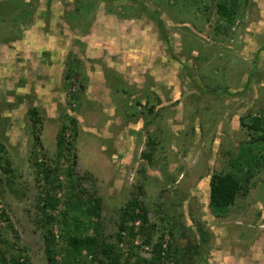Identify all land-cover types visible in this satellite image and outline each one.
Segmentation results:
<instances>
[{"label": "rangeland", "instance_id": "rangeland-1", "mask_svg": "<svg viewBox=\"0 0 264 264\" xmlns=\"http://www.w3.org/2000/svg\"><path fill=\"white\" fill-rule=\"evenodd\" d=\"M217 1L0 0V247L7 239L25 250L22 261L48 264L39 208L58 199L50 213L60 216L74 181L83 202L100 201L108 243L137 198L154 241L173 232L182 264H264V143L249 129L264 113V0H243L223 30ZM74 61L81 68L68 87ZM69 117L79 135L68 161L57 136ZM35 153L56 169L49 181ZM238 169L249 180L214 212L212 177ZM81 260L99 262L85 251Z\"/></svg>", "mask_w": 264, "mask_h": 264}, {"label": "trees", "instance_id": "trees-1", "mask_svg": "<svg viewBox=\"0 0 264 264\" xmlns=\"http://www.w3.org/2000/svg\"><path fill=\"white\" fill-rule=\"evenodd\" d=\"M111 0H105L109 3ZM190 2V0H186ZM201 1V0H199ZM243 0H219L216 2V19L218 29H225L232 25L237 19L240 7ZM84 0H80L79 4H83ZM189 5V4H188ZM191 6L189 5V9ZM146 9V8H143ZM201 9V7H200ZM204 12L209 11V6L204 7ZM147 13V12H146ZM149 17L155 22L160 21L159 17ZM159 27L160 26L159 24ZM80 65L78 62H69L67 65L66 81L67 86L70 87V80L73 76L80 72ZM80 91L72 95L73 101H78ZM37 115L36 112H33ZM60 128L57 136V147L61 158L70 160L72 157V140L79 135L78 122L76 118H66ZM35 127L39 124V120L33 119ZM250 131L256 136L253 141L256 143H264V113L252 118ZM35 146L41 145L39 137L34 135ZM37 153L34 157V165L37 168L38 177L42 176L45 180H50L51 176L56 173L44 162H39ZM58 171V169H57ZM251 173V172H250ZM66 176L73 181V171L68 168ZM252 176V175H251ZM247 180V173L243 169H238L235 172L216 174L211 179L210 185V207L214 212L224 211L231 207L239 193L242 191ZM71 194L66 201L63 202V210L60 216L51 214L57 210L61 201L58 199H46L40 209L41 220L39 225L44 227L45 253L48 264H87L82 261V253L85 251L88 256L93 259H98V264H182L180 252L174 242V234L169 232L171 236L170 241H166L164 235H160L154 241V234L157 226L150 223L148 208L137 198L129 202L120 212L117 223V231L115 234L114 243H108L105 239L103 221H102V206L100 201L90 199L83 202L79 194H75L74 181L72 183ZM248 192V188H247ZM61 203V204H60ZM95 219L96 221H94ZM5 220L9 222L6 216ZM10 223V222H9ZM60 228V238L65 240L66 247L64 260L62 263L58 262V248L57 236L54 233L55 226ZM9 229L15 237L19 240V235L14 230L13 225L10 224ZM140 239L141 244L135 245ZM0 247V264H29V258L26 257L22 261V253L25 251L20 249L15 250L16 243H12L7 239H2ZM126 244V253L119 248L120 244ZM144 246H151V257H142V249ZM102 258V259H101Z\"/></svg>", "mask_w": 264, "mask_h": 264}]
</instances>
